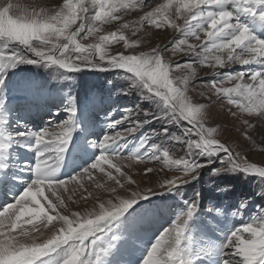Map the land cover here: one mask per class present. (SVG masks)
<instances>
[{"label":"snow or ice","instance_id":"obj_1","mask_svg":"<svg viewBox=\"0 0 264 264\" xmlns=\"http://www.w3.org/2000/svg\"><path fill=\"white\" fill-rule=\"evenodd\" d=\"M149 3L150 0H63L59 8L51 11L11 2L0 6V42L4 45L0 50V67L46 62L66 71L118 68L130 74L132 84L128 91L138 89L143 99L156 103L157 109L155 112L129 109L122 118H113L107 124L112 131L99 141L90 142L101 154L89 167L67 179H60L57 174L74 131V104L66 109L70 116L62 123L36 132L13 133V142L31 138L32 143L23 146L35 152V161L31 166L25 165L33 175L22 193L13 203L0 208V264H39L61 249L64 255L60 264H103L113 245L104 247L99 242L112 221L141 200L173 192L197 179L214 158H220L223 166L213 169V174L241 171L264 178V166L233 153L216 138L218 130L207 126V106L194 103L188 95L189 84L196 75L195 65L207 66L214 70V78L206 85L210 97L224 100L236 109L231 112L234 118L247 116L264 121V39L253 35L249 25L239 22L241 15L264 22V0H165L145 10ZM136 11L143 13L137 20H124V16ZM117 22L121 23L116 31L104 32V25ZM145 25L157 30L171 28L183 38L171 41V49L169 45H157L138 53L109 54L113 44L122 43L127 50L138 48L141 41L129 39L125 30L135 36ZM88 40L92 42L83 43ZM13 45L21 46L23 51L10 50ZM169 51L172 56L180 54L192 59L173 64L166 55ZM252 64L260 65L261 69L226 70L233 65ZM177 71L185 74L173 75ZM5 76L6 73L0 74V89ZM152 121L175 125L180 128V134H170L167 127L159 133L153 130L124 154L118 146H126L130 137ZM241 123L246 129H255L248 119H241ZM182 125L186 126L181 128ZM244 134L252 139L247 130ZM157 135L182 144L184 155L172 158L168 150L152 142V137ZM4 147L0 144V149ZM125 159L163 161L170 171L181 175L165 179L160 184L162 191L149 188L121 196L117 191V188L125 189L121 177L129 185L135 183L116 162ZM102 165H108L115 175ZM96 171L117 187L107 188L97 182ZM152 171L146 168L145 174ZM85 179L97 189L109 192L111 198L101 201L97 197L98 208L92 211H71L66 200L73 202L76 190L85 189ZM70 182L74 185L71 189ZM60 189L68 193L66 199ZM88 196L92 193L88 192ZM81 198L86 199L83 195ZM196 211L197 204L193 201L151 245L143 264H191L182 242ZM41 228L49 234L44 236ZM221 264H264V212L229 234L221 249Z\"/></svg>","mask_w":264,"mask_h":264},{"label":"rangeland","instance_id":"obj_2","mask_svg":"<svg viewBox=\"0 0 264 264\" xmlns=\"http://www.w3.org/2000/svg\"><path fill=\"white\" fill-rule=\"evenodd\" d=\"M8 2L14 5L21 4L29 9L36 7L37 10L45 8L50 11L63 4V0H0V6ZM164 2L165 0H150L149 8L145 10H151ZM142 14L140 11L132 12L124 16V20L134 21ZM241 16L239 22L247 25L251 23L250 16ZM253 20L258 21L254 18ZM180 22L182 21H178ZM120 23L104 25V32L116 31ZM164 34L166 36L163 38ZM125 35L129 39L141 41L146 38L148 41L145 43L141 41L140 46L134 50L124 49L122 43L113 44L108 50L109 54L117 52L131 54L132 51L138 53L148 51L157 45L160 47L169 45L171 49V41L183 38L171 28L157 30L147 25L135 36H132L129 30H125ZM257 38H264V24ZM90 42L92 41H83V43ZM190 42L196 43V41ZM3 48L4 45L0 42V50ZM10 50L17 53L23 51L19 45L11 46ZM166 55L170 56L173 64L192 59L180 54L172 56L170 51ZM254 66L233 65L226 70L251 71L255 70ZM195 68L196 75L189 84L188 95L194 103L207 106V126L218 130L216 138L226 143L233 153H239L249 162L264 166V121L256 117H242L241 119H248L250 124L255 125V129H246L241 119L231 115L236 109L231 108L224 100L210 97L206 85L214 78V70L200 65H195ZM216 71L224 70L216 69ZM2 73H6V76L4 86L0 89V100L3 102L0 105V121L6 123L0 124V144L5 145L0 149V208L13 203L14 198L22 193L26 182L30 181L33 175L25 165L34 164L35 152L23 146L32 143V140L22 138L13 142L11 139L13 133L27 130L36 132L62 123L70 116L66 109L74 104L76 109L73 116L74 131L57 174L58 178L67 179L89 167L101 154L100 150L92 147L90 142L99 141L112 131L107 128V124L113 118H122L125 110L129 109L149 112L157 110L156 103L143 99L138 89L128 91L132 84L128 78L130 74L118 68L99 70L85 67L79 71H66L57 65L41 62L19 64L16 67H0V74ZM184 74L180 71L173 73L181 76ZM184 126L186 125H182L181 128ZM163 127H167L170 134L179 135L181 131L175 125L152 121L130 137L126 146L118 147H121L124 154H128L137 146L140 139L151 135L153 130L159 133ZM246 130L247 135L252 139L246 138L244 134ZM152 142L168 150L172 158L184 155V146L167 137L153 136ZM197 159L203 160L199 157ZM116 162L135 181L129 185L125 178L121 177L127 189L125 191L117 188L121 196H127L133 190L144 192L149 188L154 192L162 191L160 184L165 179L181 175L170 171L163 165V161L141 162L136 159H125ZM102 166L108 171H113L115 175L114 170L108 165ZM222 166L220 158H214L213 162L200 172L197 179L179 186L173 192L154 194L148 199L141 200L121 217L112 221L99 242L104 247L113 245L108 255L103 258V264H143V259L151 245L193 201L197 204V211L186 229L182 242L185 256L191 264H221V249L229 234L264 212V178L247 175L241 171L213 174V169ZM146 168H151L153 171L146 175ZM94 176L97 182L105 184L107 188L117 187L113 181L108 180L98 171ZM84 184L86 191L77 189L74 201L66 200L71 211L83 212L85 209L92 211L94 207L98 208L97 197L101 201L111 198L109 192L97 189L91 181L85 179ZM73 186L71 182L68 185L69 189ZM60 192L66 199L68 193H64L63 189H60ZM88 192L92 193L91 197L88 196ZM46 195L54 199L47 192ZM82 195L86 199H82ZM242 205L245 207H241ZM65 214L69 213L65 212ZM41 232L44 236L49 234L44 228H41ZM244 235L248 234L244 233ZM63 255V249L57 250L47 259H42L39 264H60Z\"/></svg>","mask_w":264,"mask_h":264},{"label":"bare ground","instance_id":"obj_3","mask_svg":"<svg viewBox=\"0 0 264 264\" xmlns=\"http://www.w3.org/2000/svg\"><path fill=\"white\" fill-rule=\"evenodd\" d=\"M241 18H242V16H240ZM245 17H247V16H245ZM250 20H251V23L249 24V26H250V30L252 31V34L253 35H255L256 37H259L260 36V33H261V26L264 24L263 22L261 23V22H259V20L258 21H255L254 22V20H253V18L252 17H250L249 18ZM167 34V33H166ZM166 34H164V35H162V37L164 38L165 36H166ZM260 39H264V38H260ZM143 43H145L146 41H148L146 38H145V40H141ZM151 42V41H150ZM149 42V43H150ZM143 46L145 45V44H142ZM142 46V47H143ZM254 65H256V66H254ZM250 66H254L255 67V70H260L261 69V67L259 68L258 67V65L257 64H252V65H250ZM248 67V66H247ZM208 255H209V252H208Z\"/></svg>","mask_w":264,"mask_h":264}]
</instances>
